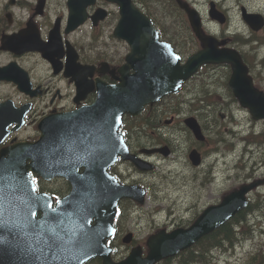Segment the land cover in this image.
<instances>
[{
  "label": "water",
  "instance_id": "obj_1",
  "mask_svg": "<svg viewBox=\"0 0 264 264\" xmlns=\"http://www.w3.org/2000/svg\"><path fill=\"white\" fill-rule=\"evenodd\" d=\"M116 1L120 3L121 17L114 31L116 36H122L128 42L131 50L125 57V63L117 69L119 76L113 77L116 83L76 79V102L91 91L96 94L93 103L76 111V117L86 132L79 142L85 150L88 144L96 147L100 153L98 157L102 160L106 158L109 165L114 153L111 139L115 138L114 132L120 127L122 117L125 114L137 117L147 105H152L168 93L177 92L181 84L205 63L229 64L231 74L228 84L233 95L241 106L248 108L253 119H264V92L253 86L247 67L236 50L220 48L225 44L224 40L218 41L203 32L200 16L194 9L180 3L187 12L190 26L199 39L201 48L181 63L171 46L158 39L147 16L130 0ZM209 15L220 23L224 22V16L213 6ZM242 18L253 30L264 25V19L258 14L243 10ZM22 43L18 34L6 36L1 39V49L19 53ZM59 54L61 56L62 52ZM75 58V53L67 52L66 70L70 66H78L74 63ZM57 67L59 66H55V69ZM129 69L133 72L129 73ZM2 79L13 81L21 91L31 93L27 74L13 62L0 67V80ZM7 110L9 105L0 104V113ZM67 116V121L72 122L71 115L65 117ZM185 121L195 136L203 139L196 119L189 117ZM47 135L51 136L49 133ZM120 138L119 133L117 143ZM63 144L70 145L67 142L57 143L58 146ZM48 145H52L51 139ZM119 151H122V159L131 160L138 169L151 167L128 153L124 144ZM158 151L164 155L168 153L166 147ZM197 157L195 151L190 152L189 158L193 164L199 163L200 159ZM41 161L48 163L44 157L39 160ZM31 169L34 170L33 167ZM109 180L110 177L104 171L97 183L89 181L86 175L84 183L75 182L73 191L60 201L58 209L53 212L39 205L31 207L22 202L14 204L12 201L8 204L9 190L0 180V236L5 237L0 242V264H84L95 257L101 259V264H154L188 248L212 232L247 205L248 191L264 183L263 178L240 185L223 195L218 203L205 207L188 227L176 228L167 233L159 230L149 236L145 255H142L141 247L136 246L122 260L114 262L111 256L113 248L107 242L114 232L112 221L116 203L118 199L127 197L142 204L144 189L135 185L117 186L113 196L112 189L107 193L99 188ZM38 211H41V216L36 218ZM33 225L40 226L38 233L30 230ZM48 236H54L59 241L55 258L44 249ZM130 239L131 235L128 234L123 242H129ZM37 256L40 259H36Z\"/></svg>",
  "mask_w": 264,
  "mask_h": 264
},
{
  "label": "flooded vegetation",
  "instance_id": "obj_2",
  "mask_svg": "<svg viewBox=\"0 0 264 264\" xmlns=\"http://www.w3.org/2000/svg\"><path fill=\"white\" fill-rule=\"evenodd\" d=\"M133 1L139 6L142 4L140 0ZM191 3L192 6H195V0H192ZM142 7L151 17H154L152 18L157 24L160 23L161 17L166 16L165 10L161 16L156 14L154 7L152 9L144 7V5ZM182 14L185 20L184 12ZM118 18V6L108 0H0V48L3 36L15 34L20 35L26 47H33L34 43L42 45L41 49H25L21 54L0 49V60L5 62L0 66L11 61L17 62L29 75L30 90H36L35 94L31 95L21 91L14 82H0V102L11 100V107L29 105V111L25 114L23 123L19 128L12 129L13 124H11L9 128H5L4 133L0 131L3 136H6L0 141L1 146L25 140L32 141L29 139L31 136H27L26 132L29 130L33 135H36V124L40 118L53 112L75 109L91 102L93 94L90 92L76 102L77 87L74 82L76 79H97L108 84L117 82L113 77L119 76L117 69L124 63L125 53L128 51L123 40L117 37L114 31ZM70 27L72 28L69 29ZM71 51L76 55L74 63L78 66H70L66 70L67 52ZM59 52H62L61 56ZM55 66H59L58 69H55ZM198 76L203 77L206 81L210 80L214 86V64L202 66L193 77L187 80L182 86L185 92H195L197 86L193 85V81ZM199 89L201 90L202 86H199ZM200 102L202 100H198L197 97L189 102L188 107L191 114L184 104L183 114H190L195 117ZM162 108H165L163 102H159L147 106L146 111L149 116L161 112ZM174 117L175 114L173 120ZM124 121L121 129L124 131V136L132 153L137 154L142 152L141 150L144 148L160 144L142 139L143 135L147 138L149 134L156 131L161 132L160 124H154L152 121L151 125L147 123L142 129H138V121L134 118L125 117ZM163 143L169 147L171 157L182 151L186 157L185 165L188 167L190 163L187 156L191 149H196L204 161H207L211 158L210 155L214 154L213 142L197 141L193 136L189 138L188 142H181L183 147L180 146V143L173 147L170 146L171 143L170 145L165 141ZM88 154L92 155L94 159L97 155V148H88ZM141 155L153 162L160 158V154ZM213 160L212 158L208 163ZM260 161L261 163L264 162V160ZM244 164L248 165V172H245L252 174L251 177H263L262 172L257 173L259 163H256L255 158H252L251 153H249ZM105 165V161L100 160L97 167H92L89 173L97 178L102 174ZM124 165L127 164L118 158L108 171L119 183H130L132 176L124 173ZM235 166L240 167L239 164ZM58 171L53 172L50 179L30 174L35 191L46 193L51 197V208L56 207L59 198L71 189V182L60 176ZM82 171V168H78V173ZM254 195H250L251 202L254 200ZM123 202L119 201L115 215V232L111 238L112 243L121 239L123 234L119 218V216H123L124 205L126 204L124 203L122 207Z\"/></svg>",
  "mask_w": 264,
  "mask_h": 264
},
{
  "label": "rangeland",
  "instance_id": "obj_3",
  "mask_svg": "<svg viewBox=\"0 0 264 264\" xmlns=\"http://www.w3.org/2000/svg\"><path fill=\"white\" fill-rule=\"evenodd\" d=\"M140 1L147 8V3L150 2L149 8L152 9V7H154L156 9L157 15L162 16L163 10H165V22H168L171 19V17H169V5L166 0ZM217 1L221 8L228 15V23H225L226 25H218L214 22V34L224 32L226 34L239 33L244 37L251 35V30L242 21L239 13V6L241 4L245 5L250 10L258 11L264 14V0ZM200 6L206 26L209 29H213V24L210 22L206 14L204 3H202ZM254 35L255 36L251 39V41L250 39L246 40V42L250 41L248 45L237 48L243 49L244 51L253 52L255 55V64L259 66L262 76L264 77V70H262V66H264V29ZM241 43L243 44V42ZM3 63L5 62L0 60V64ZM216 72V75L221 74L220 70ZM214 89H216L221 97L225 99L221 106L226 108L231 106L228 110L232 117L230 119L229 113L225 112L224 116L221 117V121L218 120L217 113L214 114V120L210 117L207 118L208 123L210 125H214V131L210 129L207 131L208 134H206L207 137L210 136L211 139L214 140V154L210 155L211 158L206 161L203 169L196 172H198L199 175L197 182L200 183L204 173H206L209 168L208 162L213 158L214 162H212L214 163V182L211 185L205 186L204 188H198V191L196 192L188 189H181V187L185 188L184 185L182 186V181L185 179L183 174L185 173L187 176L191 177L195 173L185 165L186 157L182 151L177 152L174 156L168 159L158 160L156 175H158V169L160 170V173L168 174L166 175V183L164 184V187L161 189L160 193L157 191L159 184H157L158 179L155 176L150 177L139 175L132 172V170L127 165L123 166L124 173L131 175L134 179H141L144 177V182L153 184V187L150 189V193H147L144 205L137 206L134 203H131L127 209V215H125L123 218V229H127L136 233L135 240H133L132 243L135 242V244L143 245L149 229L154 230L160 227L170 228L173 225H177L191 219L193 213L198 212L205 203L210 201L211 198L216 201L220 198L223 192L230 190L235 183L241 182L244 178L243 171H236L233 168L234 163L240 162L238 158L241 159L242 157H246L247 152L244 149L248 147L247 145L250 147L252 146L253 143H249V140L252 139L250 137V132H259L261 128L264 129V124L261 121H252L247 111L241 109L237 103H232V100L229 99L224 87L220 85V82L214 86ZM186 95V92L183 90L178 96L183 99L186 97ZM207 106H209L207 103H205L204 106L199 104L198 109H208L209 107ZM183 113L184 108H179V112L176 113L175 122L177 120H181ZM171 115L172 114L168 115L166 119H169ZM202 121L205 123L206 119L202 118ZM215 121L216 124H214ZM175 122L170 126H166L167 128H165L164 131L168 129L172 133V140L174 143L173 145L180 143V146L183 147L181 142H185L184 140L186 135L184 132H177ZM222 137H224V139ZM176 148H178V146H176ZM260 160H262V157ZM235 173H239V176H235ZM155 193H159V195L162 196V199H156ZM191 194L192 198H189L191 197ZM261 200L264 199L262 198ZM123 205L124 202L122 207ZM149 210H151V213H148ZM262 213H264V209L260 210L259 213V216L262 218L263 229L255 231V229L258 227V222H256L255 226L253 227L255 231L254 234L256 236H252L249 241L236 246L234 250L235 254H233L229 248H226L224 253L223 249L212 248L211 251L208 252V257L206 260L207 263L205 264H240L242 259L245 263L247 255L257 251H261L262 256L257 255L259 259H256L254 264L264 262V215L261 216ZM245 229L246 235H237L234 236V239L238 240L249 236L251 233L250 230L248 228ZM116 244L118 246V255H125L131 246V244H122L120 240ZM223 245L229 247L227 243H223Z\"/></svg>",
  "mask_w": 264,
  "mask_h": 264
},
{
  "label": "trees",
  "instance_id": "obj_4",
  "mask_svg": "<svg viewBox=\"0 0 264 264\" xmlns=\"http://www.w3.org/2000/svg\"><path fill=\"white\" fill-rule=\"evenodd\" d=\"M183 50V49H182ZM159 116L154 120H157ZM149 119H153L152 117H148V113H145L138 119H135L139 122L138 128H141L144 124H146ZM239 217L242 216V211L241 213H238ZM233 239L231 228H230V223H226L222 228L217 229L207 236L203 237L200 239L195 245L192 247L193 249L188 250L187 252L181 253L180 255V262L183 263H194V262H199V263H207V254L209 251H211L212 248L216 247V245H220L223 240L226 241H231ZM88 264H99L98 260H93L89 262Z\"/></svg>",
  "mask_w": 264,
  "mask_h": 264
},
{
  "label": "snow or ice",
  "instance_id": "obj_5",
  "mask_svg": "<svg viewBox=\"0 0 264 264\" xmlns=\"http://www.w3.org/2000/svg\"><path fill=\"white\" fill-rule=\"evenodd\" d=\"M2 224V222H0ZM30 230L33 233H38L40 231L39 225L30 226ZM5 237L0 236V242H3ZM59 248V241L54 236H48L47 241L44 242V249H46L53 258H55V252ZM36 259H40L38 256Z\"/></svg>",
  "mask_w": 264,
  "mask_h": 264
},
{
  "label": "bare ground",
  "instance_id": "obj_6",
  "mask_svg": "<svg viewBox=\"0 0 264 264\" xmlns=\"http://www.w3.org/2000/svg\"><path fill=\"white\" fill-rule=\"evenodd\" d=\"M232 29V28H231ZM230 29V30H231ZM233 30V29H232ZM236 30V29H235ZM233 34V33H232ZM241 42H243V41H241ZM244 43V42H243ZM55 151V149H51L50 151H47V152H54ZM47 161L50 163V160L49 159H47ZM43 164H44V161L42 162ZM10 189H13V187L12 186H10Z\"/></svg>",
  "mask_w": 264,
  "mask_h": 264
}]
</instances>
